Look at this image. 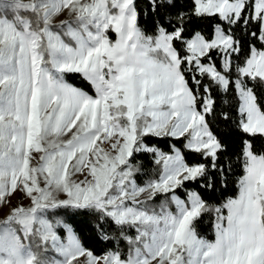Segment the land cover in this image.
<instances>
[{
	"label": "snow or ice",
	"instance_id": "1",
	"mask_svg": "<svg viewBox=\"0 0 264 264\" xmlns=\"http://www.w3.org/2000/svg\"><path fill=\"white\" fill-rule=\"evenodd\" d=\"M17 192L0 264H264V0H0V203Z\"/></svg>",
	"mask_w": 264,
	"mask_h": 264
},
{
	"label": "trees",
	"instance_id": "2",
	"mask_svg": "<svg viewBox=\"0 0 264 264\" xmlns=\"http://www.w3.org/2000/svg\"><path fill=\"white\" fill-rule=\"evenodd\" d=\"M146 2L147 0H138V3L145 7H146ZM146 21H147L146 16L141 18L142 26H147L150 28V25L145 24ZM257 46L259 47V45ZM217 67L218 68L220 67L219 62H217ZM65 78L73 86H78L80 88L83 87L82 89L84 91H87L89 94L94 93V89L79 74H69ZM205 82L207 83V80H205ZM201 92H202V89H201ZM214 96L217 98V104L219 107L231 108L232 114L233 115L237 114V110L239 107V100H238V96L234 92L225 94L219 89H215ZM154 142L158 143L160 147H162L165 151L168 150L169 144H176L177 147H180L184 143L182 139L176 140L173 138H166L163 140H154ZM233 150H238V141L233 145ZM186 157L189 163L199 160V157L192 153H186ZM137 159L141 160L143 159V157L137 156ZM241 175H243V172L239 168V166H237L234 174L228 180L226 190H222L221 193L217 194V197L219 200L225 199L227 197H235L238 194L237 180ZM146 178L147 177H143L141 179H146ZM141 179H138V183L141 182ZM162 199L163 197H160L159 199L155 200L154 205L158 206ZM225 215H226V212H225ZM76 223H79V220H77ZM213 225H214V220L211 219L209 216H205L196 225V231H197L198 236L206 240L213 241L215 238V231H214ZM126 231H127V234L130 236H135L136 234L134 229H127ZM111 234L113 236L116 235L115 228H112ZM81 238L84 241L85 246L90 248L97 255H101L103 252L113 247L120 248V250L125 254L128 251V245L126 244V242L118 241L114 243H108L106 241H101L97 239L95 234L91 232L90 230L81 232Z\"/></svg>",
	"mask_w": 264,
	"mask_h": 264
},
{
	"label": "rangeland",
	"instance_id": "3",
	"mask_svg": "<svg viewBox=\"0 0 264 264\" xmlns=\"http://www.w3.org/2000/svg\"><path fill=\"white\" fill-rule=\"evenodd\" d=\"M65 18L66 17H64V16L60 17V19H65ZM58 22L59 21H57V23ZM108 35H109L110 39H112V40L116 39V35H115V33L113 31L109 30ZM64 39H65V42L71 43L72 46H75V43L73 41H70L67 37H65ZM69 84H71V83H69ZM75 87L80 88L78 86H75ZM90 95H93V96L95 95V89H94V93L93 94L90 93ZM105 146L107 147V145H105ZM76 179H83V177L82 176H78V177H76ZM30 204H31L30 199L23 197L19 192H17L14 195H11L9 197H6L5 202L4 203H0V221L6 220L7 216L10 214L11 209L13 207H17V206H21L22 205L23 207L27 208V207L30 206ZM154 206H157V205H154ZM171 210L175 211L174 206H172ZM214 240H215V238H214ZM49 255H54V254H49ZM81 259H83V258H81Z\"/></svg>",
	"mask_w": 264,
	"mask_h": 264
}]
</instances>
